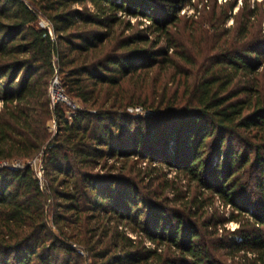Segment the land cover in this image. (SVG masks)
<instances>
[{
	"label": "trees",
	"instance_id": "16d2710c",
	"mask_svg": "<svg viewBox=\"0 0 264 264\" xmlns=\"http://www.w3.org/2000/svg\"><path fill=\"white\" fill-rule=\"evenodd\" d=\"M187 1L0 0V264H264L260 5L185 18ZM54 75L75 109L52 103ZM145 161L213 192L231 207L217 224L238 228L144 194L159 181Z\"/></svg>",
	"mask_w": 264,
	"mask_h": 264
},
{
	"label": "rangeland",
	"instance_id": "374dc122",
	"mask_svg": "<svg viewBox=\"0 0 264 264\" xmlns=\"http://www.w3.org/2000/svg\"><path fill=\"white\" fill-rule=\"evenodd\" d=\"M243 1L244 0H188L186 4H184L182 7L178 9V14L180 16H184L185 18L191 16L194 13L196 16L203 14L204 18L210 19L214 16V13L218 14L222 11V9H224V4L226 2H232L234 4L231 10V13L234 14L235 12H237L238 8L242 5ZM247 1L250 4H254L255 2H257L260 5L257 10V13L260 16V26L264 30V0H247ZM75 7L80 8V5H75ZM121 18L126 19L127 17L121 16ZM128 19L130 20L131 23H135L136 18L128 17ZM213 20H215L213 21L214 26L218 27L220 30L224 28H230V29L234 28V23L232 19H228L224 25H222L221 21L217 19H213ZM45 22L46 21L43 18H40L38 22V26L42 27V25H44ZM142 22L143 24H148L146 20H142ZM202 27L208 29L209 33H213L214 27H211L210 23L203 24ZM262 67H264V62ZM129 112L135 114L143 113L141 110L138 109L129 110ZM149 113L151 112L150 111L144 112V114H149ZM54 124L55 123L52 121L51 122L52 130H55L56 126H54ZM129 161H130L129 163L132 164L131 161L133 162V159L131 158ZM31 162L34 165L36 172L37 171L39 172V163H40L39 159L36 157ZM134 167H136V169L140 168L142 170H146V172H148L152 168H157L156 171L158 172L159 170V181L152 183V185H150L149 183V186L144 191V194H149V191H151L152 189H156L157 192L160 194L161 198L163 197L168 198L170 202L169 203L170 207H173L179 213H184L187 216H190L192 220L198 223V226L202 228V230L206 231V229H204V223L208 221H212V223H214L213 225L214 227L217 225V229L219 233L222 232L223 227L230 231H233L234 229L238 228V224L235 222H228L223 226L218 225L217 223L226 220L230 216L231 207L223 204L213 192L201 188L196 181L189 179L187 176L183 175L182 173H177L174 167L169 169L167 168L166 165L161 163H156V165L150 166L148 165L147 161H145V163L138 162V164H134ZM38 172L37 174L39 176ZM165 179L173 183L171 188L170 186L168 188H165L166 186L163 185ZM147 182L148 180L144 181V183ZM160 182L162 183V185L157 186V184H161ZM188 202H191V204H189ZM121 226L123 227L124 224H121ZM214 227H211V230ZM126 230L128 232L130 231L128 225H126ZM130 234L133 235V233ZM145 244L149 247L152 246V244L148 241H146Z\"/></svg>",
	"mask_w": 264,
	"mask_h": 264
},
{
	"label": "built area",
	"instance_id": "2783aa9c",
	"mask_svg": "<svg viewBox=\"0 0 264 264\" xmlns=\"http://www.w3.org/2000/svg\"><path fill=\"white\" fill-rule=\"evenodd\" d=\"M42 28H50L49 23L46 21L44 25H42ZM49 94L53 104L61 103L63 105L69 106L71 109H75V105H73L72 102L69 100V98L64 94V91L60 84V79L57 75H54V77L52 78L49 87ZM135 109L140 110L139 108H135ZM135 109H129V110H135Z\"/></svg>",
	"mask_w": 264,
	"mask_h": 264
}]
</instances>
